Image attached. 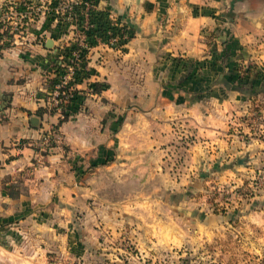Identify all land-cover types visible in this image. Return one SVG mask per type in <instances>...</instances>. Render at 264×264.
Here are the masks:
<instances>
[{
  "label": "crops",
  "instance_id": "obj_1",
  "mask_svg": "<svg viewBox=\"0 0 264 264\" xmlns=\"http://www.w3.org/2000/svg\"><path fill=\"white\" fill-rule=\"evenodd\" d=\"M56 1L74 0H0V19L25 14L0 34V264H141L157 244L264 229V187L224 214L208 200L264 169V0H98L133 35L89 50L76 88L98 92L60 124L45 100L74 31Z\"/></svg>",
  "mask_w": 264,
  "mask_h": 264
},
{
  "label": "built area",
  "instance_id": "obj_2",
  "mask_svg": "<svg viewBox=\"0 0 264 264\" xmlns=\"http://www.w3.org/2000/svg\"><path fill=\"white\" fill-rule=\"evenodd\" d=\"M81 4L83 5L82 15L84 18V23L82 25L83 29H87L89 27L88 23V11L90 9H96L97 5L94 6L91 1L82 2V0H74L72 2H63L58 1V8L61 11L60 16H65L66 23L69 24L68 29L74 31V39H70L68 42L73 43L77 42L80 48L86 49L84 44V36L77 33L76 26L74 24V15L72 14V5ZM98 4V3H97ZM97 10V9H96ZM10 15L20 16L21 18H25V14L23 12L16 13L14 11H7L3 13L2 18L0 19V34L3 35L7 30V21L6 18ZM112 23V22H111ZM113 24V23H112ZM116 25V24H114ZM72 28V29H71ZM127 35L121 36H110L107 41H100L98 39L96 45H102L104 47L113 48L116 50H122L123 45L120 46V42L122 40H127ZM68 42H66L63 46L59 49H62L65 45L68 46ZM95 45V46H96ZM91 48L88 49V52ZM87 52V54H88ZM87 54L85 55V61L82 62L81 59V52L80 50L73 51L71 53L70 58L63 62L62 56L59 55L58 61L56 62L57 67H61L63 69V74L61 76L53 77V83L50 87L49 92L47 93L46 100H45V107L44 110L47 114L56 115L60 120L63 119V112L62 107L67 103L71 102L76 97L80 98L85 96L86 94L94 93L91 85L89 84L85 91H79L76 87L79 83L86 82L88 78L93 75L91 73V69L87 67ZM79 74V81L76 80V75ZM54 74V73H53ZM59 144V128L57 125L50 127V129L46 132H43L39 139L33 144L34 148V156L37 162H40L44 156L49 155L52 151H54ZM261 181V184L264 183V169L259 171L253 178L246 179V182H240L238 185H233L232 190H228L221 188V189H213L211 194L214 196L217 192L220 194L223 193H232L238 200L240 201H247L253 198V196L257 193V182ZM209 194V196L211 195ZM216 207L220 210H224L227 204L224 202H217ZM224 206V208H223ZM216 210V211H217Z\"/></svg>",
  "mask_w": 264,
  "mask_h": 264
},
{
  "label": "rangeland",
  "instance_id": "obj_3",
  "mask_svg": "<svg viewBox=\"0 0 264 264\" xmlns=\"http://www.w3.org/2000/svg\"><path fill=\"white\" fill-rule=\"evenodd\" d=\"M73 37L76 35L72 34L71 39H74ZM263 187L264 183L261 184L258 179L257 192L263 190ZM208 200L214 206L217 205L214 200L227 204L226 209L220 210L221 214H224L232 206V201L237 202V198L232 193L223 192L220 195L213 196L211 194ZM213 209L216 212L219 208L213 207ZM108 246L107 249L115 255L116 243L113 241L112 244L108 243ZM260 246L264 247V229L253 226L240 227V229L227 227V229L217 231L214 238L207 241L205 239L187 241L181 245L176 243L166 249L157 244L156 248H153L151 257L141 258L139 256V259L141 264H264V258H259L254 252V249H258ZM128 252L130 251L128 250ZM113 259L115 260L114 257ZM101 263L105 264L102 260Z\"/></svg>",
  "mask_w": 264,
  "mask_h": 264
},
{
  "label": "trees",
  "instance_id": "obj_4",
  "mask_svg": "<svg viewBox=\"0 0 264 264\" xmlns=\"http://www.w3.org/2000/svg\"><path fill=\"white\" fill-rule=\"evenodd\" d=\"M87 1H91V3L96 6L98 3V0H82V2H87ZM56 4H58V1H56ZM72 14L75 16L74 18V24L77 28V33H79L80 35L82 34L84 36V44L86 49L80 48L78 46L77 42H73L70 43L68 42V46H64L62 49L59 50V55L62 56V60L63 62L67 61L70 56L71 53L73 51H77L80 50L81 52V59L82 62L85 61V55L88 52L89 48L94 47L97 44L98 39L102 42L107 41L110 36H121V35H127L128 39L127 40H122L119 44L120 46L123 44H126V42L132 37L133 33L128 30L126 27L122 26V27H118L117 25H114L111 23V21L108 18V14L106 12H101L98 11L96 9H90L88 11V23H89V27L87 29H83L82 25L84 23V18L82 15V11H83V5L81 4H76V5H72ZM65 16H58L57 17V26L63 30L67 29L69 27V24L66 23L65 21ZM211 38L213 37L212 35L210 36ZM206 44L208 46H210L211 49L214 48V44L212 43V45L209 43V40L206 39ZM54 71L56 76H61L63 74V69L60 67H57L56 62L51 66ZM237 71H239L237 69ZM246 73L247 71H240V73ZM91 73L93 74V72L91 71ZM79 74L77 73L76 75V80L79 81L80 79H78ZM53 83V81H52ZM91 88L93 90V92H98L97 89V85L96 84H92ZM79 99L78 97H76L75 99H73L71 102L67 103L66 105H64L62 107V112H63V119L59 121V124L62 123L63 121L67 120V118L69 117V112L71 110V103L75 100ZM76 110V108H75ZM75 110H71L72 112H75ZM44 110H39V113H42ZM12 195V194H11Z\"/></svg>",
  "mask_w": 264,
  "mask_h": 264
},
{
  "label": "water",
  "instance_id": "obj_5",
  "mask_svg": "<svg viewBox=\"0 0 264 264\" xmlns=\"http://www.w3.org/2000/svg\"><path fill=\"white\" fill-rule=\"evenodd\" d=\"M51 44H52V41H51V40H48V41L46 42L47 47H50ZM32 120L34 121L35 119H32ZM32 120H31V121H32ZM33 121H32V122H33ZM239 163H240V161H239Z\"/></svg>",
  "mask_w": 264,
  "mask_h": 264
}]
</instances>
